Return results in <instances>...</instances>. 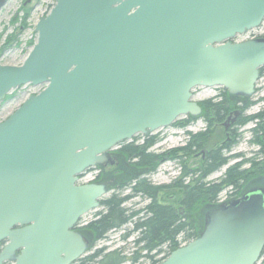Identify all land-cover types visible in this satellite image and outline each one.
Wrapping results in <instances>:
<instances>
[{"label":"water","instance_id":"1","mask_svg":"<svg viewBox=\"0 0 264 264\" xmlns=\"http://www.w3.org/2000/svg\"><path fill=\"white\" fill-rule=\"evenodd\" d=\"M263 22L264 0H56L23 63L0 65V102L46 85L0 122V264L82 257L89 241L74 226L109 185L78 175L139 134L199 116L196 87L251 98L264 37L235 38ZM263 249L256 186L211 208L200 235L159 264H257Z\"/></svg>","mask_w":264,"mask_h":264},{"label":"rangeland","instance_id":"2","mask_svg":"<svg viewBox=\"0 0 264 264\" xmlns=\"http://www.w3.org/2000/svg\"><path fill=\"white\" fill-rule=\"evenodd\" d=\"M55 3L56 0H8L6 2L0 11V65L19 66L23 63L26 56L31 51L33 44H35L37 41L38 35L35 31L37 22L41 17L49 14ZM256 36H264V22L260 28L251 31L249 35L244 34L242 36H238L235 38V40L242 41ZM45 86V84L38 86L27 84L11 91V93H9L6 98L0 102V122L6 120L30 95L38 94L45 88ZM224 92H227V94L230 95L223 87H196L193 90V100L199 104L206 103L209 100H212V102H220ZM249 101L250 105L242 114L240 123L246 119L248 121L243 124H238V126L235 127L233 131L232 139L222 147L217 146H219L223 141H227V129L224 125L226 123V115L221 123L216 122L212 123V126H209L210 123H208V121L205 119V116L202 115L203 110L199 116L194 117L196 118L194 121H191V123L186 126L171 125L170 127L159 129L158 131H155L149 135H137L136 137L132 138V141H126L119 144L115 149L111 150V152L120 151V147L129 142H134V144L141 145L145 139L152 137L155 138V143L147 149V153L156 156L155 164H153L151 167L149 166L148 168L150 170L147 171L138 169V171L135 173H129V171L123 170L121 173L123 178L122 182L127 181L129 183L136 176L141 177V175H143L147 178H150L151 181L155 183H165L170 185L176 182V180L179 178L180 182H182L180 186L187 185L186 182H188V178H190V183L188 184L195 183L197 175L194 174V170L199 168V166L205 161L202 160L201 154L202 150L204 149H221L220 152H222V155L227 158V163L225 165L221 166L205 179L206 183L215 184L222 182L226 179L228 171L235 167V165L236 167L238 166L239 171L243 172H248V170H251L252 162L259 161L261 165H264V155L259 154L260 144L257 142V140H255V129L258 126L256 125L255 120H249L251 116L259 114L264 110V73L260 75V78L256 83L255 93L251 98H249ZM208 117L212 118V113L209 114L208 112L206 118ZM184 119V117H181L177 120V122ZM198 133H206V136L208 137V143L206 147L195 148L197 153L196 158L194 160H189V164L188 161L186 163L188 167L190 165L192 173L190 176H186L187 178L184 179L185 176H183L181 167L182 163L173 160L172 158L165 160L164 157L167 156L168 152L174 154L176 152L174 151L176 150L175 148L180 147L185 142L188 143L191 140L192 135ZM133 161L137 162L135 160ZM135 166L137 167V165ZM99 170L100 169H96L89 173L90 175L85 179L92 178V176L95 177L99 173ZM255 177L258 178L257 175H253V179ZM260 179L264 181L263 174L260 175ZM247 181L246 184L248 183ZM133 182L134 181H132L122 191L117 189L115 186V193L120 197L130 194L132 192L131 186ZM262 184L264 185L263 182ZM245 187L243 189H245ZM112 189L102 198L106 199L111 194H113L114 191ZM240 192L241 189H238L234 185L224 186L221 192L218 194L215 203L218 204L219 200L225 196H228V199L235 198L238 196V194H240ZM141 200V197L138 196L134 200L124 203V207H126L129 212L143 208L146 204V201L143 199L144 202L142 205H140L138 203ZM201 205V207L204 208L198 207L197 213L201 212L200 215L203 217L205 213L204 211L210 207V204L202 203ZM103 211L104 209L102 206L98 209L90 211L82 217L80 224L84 225L94 220L97 214L103 213ZM179 211H181V213L184 212L181 210V208ZM200 221L201 219L198 221V224ZM133 225L134 223L132 221L120 230L110 232L106 238L100 241L93 242L91 240L90 246L83 257L91 255L99 248L105 247L106 251L123 248L124 253L130 258L131 252L133 251L132 242L137 236V233L132 232ZM176 240L180 245L186 244L188 241L183 235L177 237ZM161 251L168 253L170 251L169 245L167 244L162 247ZM150 255H152V253H150ZM153 261V257L151 259L143 257L137 262L132 263L129 259L122 264H148L153 263ZM92 264L99 263L95 262ZM258 264H260V261Z\"/></svg>","mask_w":264,"mask_h":264},{"label":"trees","instance_id":"3","mask_svg":"<svg viewBox=\"0 0 264 264\" xmlns=\"http://www.w3.org/2000/svg\"><path fill=\"white\" fill-rule=\"evenodd\" d=\"M263 73L264 67L260 70V74ZM221 99L220 102H212V100H209L206 103L200 104L203 110L202 115L205 116L206 121L210 123L209 126H212V123L221 122L225 115L227 116L228 113L234 109L240 108L244 113L246 108L250 105L249 99L246 100L234 97L228 95L227 92L222 94ZM208 112L209 114L212 113V118H209L210 116L206 118ZM195 119L196 118L192 116H188L182 121H176L173 125L186 126ZM249 120H257L256 125L258 127L255 129V140L260 144L259 154L264 155V110L259 114L251 116ZM246 121L248 120H243L239 124H243ZM207 141L208 137L206 133H198L192 135L188 143L190 146L197 148L206 147ZM154 143L155 138L153 137L145 139L141 145L129 142L120 147V152L126 160L137 161L135 164L137 165V171L138 169L147 171L150 170L148 168L149 166L151 167L155 164L156 156L147 153V149ZM220 150L221 149L209 150L204 163L194 170V174L197 175L195 183L180 186L178 199L181 205L186 206V211L183 213L167 206H159L156 201H153L152 204H149L143 210L129 212L127 208L124 207L123 202L125 201V197H120L116 193L111 194L108 198L101 201V206L104 209L103 213L98 216L99 218L91 221L88 225L92 241H100L106 238L110 232L120 230L133 221L134 225L132 232L137 233L136 238L132 242L133 251L129 258L124 253L123 248L106 251V248L103 247L97 249L91 255L80 258L78 264H92L95 262L99 264H122L129 259L134 263L142 257L151 259L153 256L150 255V253L155 250H161V248L167 244L172 251L179 248L180 244L176 239L180 235H183L188 241L197 238L205 227L206 213L211 208L218 205L215 203V200L224 186L234 185L238 189L240 188L242 192L247 184H255L252 183L253 175L260 176L263 174L264 176V165L260 166L256 161L251 163L252 168L248 170V172L239 171L238 166L236 167L235 165V167L228 171L226 179L222 182L215 184L206 183L205 179L211 173L227 163V158L222 155ZM183 173L184 175L190 173L186 164H183ZM139 177L140 176H137L134 179H138ZM134 179L131 180V182L134 181ZM246 181L248 182L247 184ZM131 182H121L120 185L117 186V189L122 191ZM179 184H182V182L179 181ZM138 185L140 187L142 185L141 182H138ZM143 189L148 191V194L154 191V188L150 186H143ZM241 192L236 196H241ZM202 203L210 204V207L204 211L203 217L200 215L201 212L197 213V208H200ZM200 219L201 221L198 224ZM259 261L260 264H264V249Z\"/></svg>","mask_w":264,"mask_h":264},{"label":"flooded vegetation","instance_id":"4","mask_svg":"<svg viewBox=\"0 0 264 264\" xmlns=\"http://www.w3.org/2000/svg\"><path fill=\"white\" fill-rule=\"evenodd\" d=\"M236 111H238L237 115H236ZM242 114H243V112L240 108L234 109L228 113V115L226 116V123L227 122L229 123V126H228L227 131H226L227 141H223L217 147H222V146L226 145V143L232 139L233 131H234L235 127H237L238 124L240 123L241 118H242ZM175 149L176 150H174V151H176V152L174 154H171L170 152H168L167 156L164 157V159L168 160L169 158H172L173 160L181 162L182 163L181 167H182V171H183V164H186L187 161L189 164V160H191V159L194 160L196 158L197 153L195 151V147L190 146L189 143L185 142L183 145H181L180 147H177ZM208 152H209V150H207V149L202 150V152H201L202 160L206 159V157L208 156ZM257 162L261 166V163L259 161H257ZM135 164H136V162H134L133 160H131V161L126 160V158L121 154L120 151H112L109 153V161L106 165L94 166V167L90 168L87 173L93 172L96 169H100L99 173L95 176L94 181L97 183H107L109 185V190L107 191V193H108L112 188H113L112 190L114 191V187L119 186L120 183L122 182L123 178L121 176V173L123 170L129 171V173H132V172L135 173L137 171V167L135 166ZM188 171L190 172L188 175H184V173H183V176H185L184 179H186L187 178L186 176H190L192 173V169H191L190 165L188 167ZM257 177L258 178L255 177L252 180L253 181L252 183H255V184L247 185L245 187V189H243L242 194L246 191L247 188L256 187V186H258V187L264 186L262 184L263 180L260 179V176L257 175ZM137 181L141 182L142 185L140 187H139ZM179 181H180V178L178 180H176V182L169 185V184H165V183H155V182L151 181L150 178H147L145 176H141L138 179L137 178L134 179V183L131 186L132 192L130 194H127L124 196L125 201L123 203H126L128 201H132L136 197L140 196L142 200L138 204L142 205L144 201H146V204L143 208H139L138 211L145 209V207H147L149 204H152L153 201H156L157 205H159V206H167V207H170L171 209L177 210V211H179V209L181 208L182 211H186V206L181 205L180 200L178 199L179 198V191H180ZM188 183H190V178H188V182H186V184H188ZM143 186H147V187L150 186V187L154 188V191H151V193H149L150 194L149 195L148 191H145L143 189ZM113 193H115V191ZM102 197L98 199L99 206L97 207V209L99 207H101V201L104 200ZM143 199H144V201H143ZM135 211H137V210H135ZM100 214H102V213H98L97 216L95 217V219L99 218L98 216ZM83 216H81L79 218V220L77 221L76 225L74 226V230L85 235L89 241V246H90L92 238H91V235L89 234L90 232L88 230V225L91 221L84 224V225H81L80 221H81ZM79 259H77L75 262H73L71 264H78Z\"/></svg>","mask_w":264,"mask_h":264},{"label":"built area","instance_id":"5","mask_svg":"<svg viewBox=\"0 0 264 264\" xmlns=\"http://www.w3.org/2000/svg\"><path fill=\"white\" fill-rule=\"evenodd\" d=\"M250 34V33H249ZM248 34V35H249ZM90 174L88 173V174H84L82 177H81V179H80V181L82 182V183H87V182H90V181H92L93 179H95V177H93L92 176V178H89V179H85L86 177H88ZM226 199H228V196H225V197H222L220 200H219V202H222V201H225ZM168 255V253H165V252H160V253H158L156 256H155V260H162V259H164L166 256Z\"/></svg>","mask_w":264,"mask_h":264}]
</instances>
